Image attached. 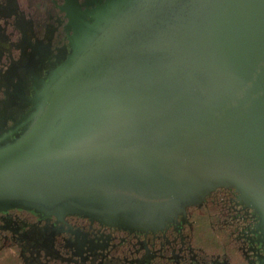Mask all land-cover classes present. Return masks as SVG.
Here are the masks:
<instances>
[{
    "label": "water",
    "instance_id": "1",
    "mask_svg": "<svg viewBox=\"0 0 264 264\" xmlns=\"http://www.w3.org/2000/svg\"><path fill=\"white\" fill-rule=\"evenodd\" d=\"M126 12L29 132L0 146V203L36 194L95 216L128 201L148 217L231 183L264 206V0H140ZM108 91L128 104L102 132L77 109ZM68 123L85 133L62 144Z\"/></svg>",
    "mask_w": 264,
    "mask_h": 264
},
{
    "label": "flooded vegetation",
    "instance_id": "2",
    "mask_svg": "<svg viewBox=\"0 0 264 264\" xmlns=\"http://www.w3.org/2000/svg\"><path fill=\"white\" fill-rule=\"evenodd\" d=\"M136 1L0 0V146L29 132L86 48ZM127 97L104 92L77 113L108 131ZM62 132L66 144L85 127ZM241 185L148 217L128 201L89 216L27 194L0 203V264H264V206Z\"/></svg>",
    "mask_w": 264,
    "mask_h": 264
},
{
    "label": "bare ground",
    "instance_id": "3",
    "mask_svg": "<svg viewBox=\"0 0 264 264\" xmlns=\"http://www.w3.org/2000/svg\"><path fill=\"white\" fill-rule=\"evenodd\" d=\"M81 69H82V68H81ZM81 69H80V70H79V69H76V70H74V72H75V71H76V73H77L78 71L80 72ZM74 79H75V78H73V80H74ZM70 81H71V80H70ZM70 81H69V82H70Z\"/></svg>",
    "mask_w": 264,
    "mask_h": 264
}]
</instances>
